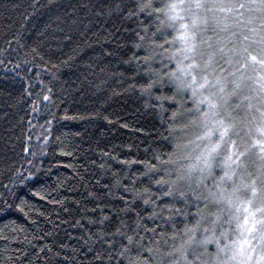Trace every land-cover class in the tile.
I'll list each match as a JSON object with an SVG mask.
<instances>
[{
	"label": "trees",
	"instance_id": "16d2710c",
	"mask_svg": "<svg viewBox=\"0 0 264 264\" xmlns=\"http://www.w3.org/2000/svg\"><path fill=\"white\" fill-rule=\"evenodd\" d=\"M13 2L31 0H0V48H8L5 40L12 39L5 25L15 20L13 32L19 30L24 9L11 8ZM169 2L54 0L58 7H40L21 43L32 46L42 22L53 15L64 18L65 12L77 21L71 30L62 25L71 42L49 29L47 37L39 38L44 41L39 54L33 56L14 41L16 51L0 54V161L7 158L25 175L31 169L38 178L32 187L17 183L13 189L27 202L23 211L16 207L19 199L6 197L12 208L0 211V264H108L109 254L111 264H128L149 255L150 248L159 250L157 260L162 256V264H170L172 257L164 254L180 243L186 225L200 220L198 209L217 211L203 199L208 189L196 187V179L189 184L176 176L178 169L187 168L185 147L196 111L168 75L174 65L173 38L186 22L167 26L164 5ZM39 3L48 5V0ZM144 3L162 11L143 10ZM77 46V59L61 65ZM253 88L247 81L233 101L241 105L238 119L249 114L243 97L252 96ZM251 103L256 105V99ZM214 175L219 176L217 170ZM0 183L9 182L0 175ZM170 190L173 194L165 196ZM117 228L125 235H116L114 248L97 239L111 237ZM203 230L201 223L199 232ZM127 236L136 243L121 256ZM208 250L214 252L215 245Z\"/></svg>",
	"mask_w": 264,
	"mask_h": 264
},
{
	"label": "snow or ice",
	"instance_id": "6c2138e0",
	"mask_svg": "<svg viewBox=\"0 0 264 264\" xmlns=\"http://www.w3.org/2000/svg\"><path fill=\"white\" fill-rule=\"evenodd\" d=\"M10 6L16 10L23 8L24 11L20 12L19 30L13 32V24L17 23L15 20L5 25V34L11 35L12 39L5 40L9 47L0 48V54L9 52V49L16 51L11 48L14 41L18 48L28 47L29 52L35 56L39 54L44 42L39 38L47 37L49 29L55 35L57 32L64 33L62 25L67 24L71 30L77 23L68 12L64 13V18L59 15L50 16L42 22V27L36 32L37 39L29 46L21 43L28 22L40 7L58 6L54 5V0H48V5L40 4L39 0H31V3L13 2ZM153 7L152 3L141 5L143 10ZM164 9L169 21L168 27L175 28L172 21H186L180 23L181 30L173 38L172 46H175L176 40L180 46L176 48L174 56L170 57L176 59V68L168 75L176 84L178 93L187 94L185 90L191 91L199 115L190 123L201 129L196 138L203 144L199 148V154L195 156V162L186 169L177 170V180L190 184L196 179L198 184L208 188V194L203 199L217 208L216 212L208 210L206 213L198 209L200 220L191 227L186 225L180 234V243L164 255L172 257L170 264H196V261L199 264H264V0H170L164 5ZM155 11L159 13L162 9L155 7ZM71 39L70 35L64 33V41L71 42ZM79 55V46L73 47L71 54L66 55L60 64L70 66ZM0 63L3 61L0 60ZM16 67L19 68L20 65L17 64ZM249 80L255 85L250 90L253 95L243 97L248 101L249 114L238 119L236 110L241 105L234 104L233 101L241 95L242 86ZM48 91L50 93L51 89ZM43 99L48 101L50 96L45 95ZM252 99H256V105L251 103ZM33 104L35 105V101ZM11 106L10 104L9 107ZM187 114L192 115L191 110ZM47 123L51 124V121ZM43 138L47 140V136ZM24 151L35 156L30 148H25ZM0 163L5 168L0 175L9 182L0 183V211L12 208L6 198L10 195L20 200L16 207L23 211L27 202L13 189L17 183L21 188L32 187L34 182H38V178L31 169L25 175L21 167H16L15 163L9 164L7 158ZM28 164L37 169L40 167L33 160H29ZM217 169L222 175H214ZM195 173L199 175L194 176ZM210 178L212 184H205ZM172 194L170 190L164 195ZM179 195L185 196L183 192ZM199 199L200 196H197V200ZM240 205L244 211L243 223L238 215L231 213L232 207L239 212ZM207 207L205 205L206 209ZM226 213L227 220L223 219ZM201 222L211 227L205 226L201 233ZM233 222L240 233L237 240H231L230 230L223 228L224 223L231 225ZM117 234L125 235L117 228L111 237L105 235L98 236L97 239L114 248ZM126 238L128 244L121 250V256L132 251L129 246L136 243L132 236ZM210 244L215 245L214 252L208 250ZM140 247L143 248L142 245ZM147 251L149 255L142 260H129L128 264H162V256L159 260L156 259L158 249L154 251L150 248ZM189 256L193 259L189 260ZM97 259H101L100 253L97 254ZM111 259L109 254L108 264H111Z\"/></svg>",
	"mask_w": 264,
	"mask_h": 264
},
{
	"label": "rangeland",
	"instance_id": "374dc122",
	"mask_svg": "<svg viewBox=\"0 0 264 264\" xmlns=\"http://www.w3.org/2000/svg\"><path fill=\"white\" fill-rule=\"evenodd\" d=\"M180 30H181L180 29V26H178V33H179ZM178 33H177V36H178ZM179 46H180L179 41H177V45L175 44L174 49H173V51H174L173 52V56L176 53V48H178ZM173 60H174V65H173V70H174L176 68V59L173 58ZM185 91H187V94L189 95L190 100H192L193 103H194V100L192 99V96H191V91L190 90H185ZM194 106H195L194 107L195 108L194 109V112H195L196 111V104L195 103H194ZM198 115H199V113L196 111L195 117L198 116ZM192 120L190 119V121H192ZM189 124H191L190 125L191 126L190 129L192 128V135L189 138V143L187 144V147H185L187 150L185 151V154H184V158H185L184 161H185V163H187V166H188V164L190 165V164H193L195 162V156L199 154V148L200 147H203L202 142L199 141V140H197V138H196L198 135H200L201 129L198 126H196V125H194V124H192L190 122H189ZM217 171H218V175H222V172L219 169H217ZM198 175H199V173H195L194 174V176H198ZM206 182H210V179H208L207 181H205V184H207ZM193 184L196 187H201V188H204L205 190L208 189V188H206L202 184H198L196 182H194ZM207 185H210V183L207 184ZM245 199H246V197H245ZM231 213H233L235 215H238L240 217V222L243 223L244 211H243V206L242 205H240V211L239 212L236 211V208L235 207H232L231 208ZM225 215L228 216V214H225ZM227 218L228 217H226L225 220H227ZM201 223H202V225L204 227L206 226V225L203 224V222H201ZM223 228L230 230V234L232 235L231 240H237V239L240 238V233L237 230V226H236V223L235 222H233L231 225H229L227 223H224L223 224ZM232 231H233V234H232ZM218 233H219V231H218Z\"/></svg>",
	"mask_w": 264,
	"mask_h": 264
}]
</instances>
